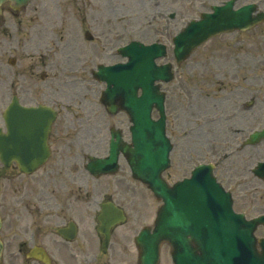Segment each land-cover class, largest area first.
I'll return each mask as SVG.
<instances>
[{
    "label": "rangeland",
    "instance_id": "374dc122",
    "mask_svg": "<svg viewBox=\"0 0 264 264\" xmlns=\"http://www.w3.org/2000/svg\"><path fill=\"white\" fill-rule=\"evenodd\" d=\"M223 1L108 0V3L101 4L99 0H91L90 6L79 7L75 0H33V13L31 10V14H23L25 22L20 23L19 17H13L14 22L0 20V114L13 93H17L25 104L41 102L52 105L53 101H59L62 112L59 120L65 121L71 133L75 134V143L82 144L84 139L89 141L93 137L97 140V145L92 147H96L93 153L105 155L108 152L110 126L122 128L125 139L129 140L130 122L124 111L116 115L108 114L101 103L100 96L106 83L93 77L92 72L97 64L123 60L116 49L132 39L145 43H166L168 56L158 61L173 60L172 37L190 19L198 17L212 4ZM251 1H258L260 10H264V0H238L237 6ZM170 13H175V17L171 18ZM86 31L93 35V40L85 38ZM245 38L249 39L246 41ZM238 39L247 43L253 39L254 43L247 46L246 53L238 54L235 61L230 50H234L232 42ZM108 40L113 44H108ZM49 41L55 43L53 47H50ZM210 43L197 49L181 68L182 71L195 67L189 69L195 70L197 75L195 79H190L179 87L187 92L186 96L180 97V107H186L191 118L181 114V110L178 115H174L175 86L172 82L164 84V89L168 92L167 132L174 145L171 168L165 172L170 182L185 174L181 157L188 145L196 147L195 162L199 159L215 161L226 150L232 151L230 156H223L227 159L226 163L230 162L229 172L232 174L238 172L241 175L258 159L264 158V149L253 148L251 154L248 149L240 151L238 148L254 128L264 126V116L250 120L242 119L238 114L232 116L233 112L241 111V101H250L253 95L257 103L255 102L251 111L264 114L261 109L264 107V22L247 31L218 36ZM110 49L114 52L113 57L109 53ZM10 58L17 60L14 65L9 63ZM244 58H248L256 66L254 71L258 81L252 86L257 87V91L255 88L251 90V71L246 69L240 68L237 71L238 80L232 79L230 72L223 82L202 74L207 69L204 68L207 64L230 63L236 66ZM45 63H49L48 67ZM34 65L37 67L33 70ZM42 75L45 80L41 78ZM233 87H239L237 93L231 92ZM220 99H223L221 109V103L217 102ZM157 115L154 112V116ZM59 126L58 124V128ZM239 128L245 129L244 132L238 134ZM67 143L72 141L68 140ZM120 163L121 168L117 173L100 177L90 176L83 167L77 170V175L82 179L83 192L82 199L79 200L80 212L68 206L69 200L62 199L63 190L59 180L57 185L51 187V191L53 187L57 188L58 199L53 198L57 206L53 207L60 213L52 221L50 235L53 234L52 237L57 242L51 239L48 245L53 251L63 243L56 228L64 221L61 208L66 202L65 212L68 217L75 216L74 219L80 223L79 238L82 245L79 247L84 258L93 254L97 256L96 264H138L135 236L144 226H153L161 202L145 185L131 176V170L123 157ZM191 167L192 164L188 170ZM246 183L249 191L238 197V208L253 217L264 212V184ZM15 197L11 180H0V209L8 210ZM106 197H111L122 205L128 218L116 229L108 254L102 255L100 240L93 225L96 226L95 211H99L100 203ZM3 203L5 205L1 207ZM257 234L264 235V228H260ZM77 243L78 241L71 244L74 247L65 248L63 256L66 261L73 260L70 250L75 251ZM14 251L16 248L7 245L1 264H13L11 260ZM19 258L23 261L21 256ZM159 264H173L169 244L162 246Z\"/></svg>",
    "mask_w": 264,
    "mask_h": 264
},
{
    "label": "water",
    "instance_id": "95a60500",
    "mask_svg": "<svg viewBox=\"0 0 264 264\" xmlns=\"http://www.w3.org/2000/svg\"><path fill=\"white\" fill-rule=\"evenodd\" d=\"M16 1L21 4L28 0ZM233 4L230 0L223 6H213L212 13H203L200 20H192L174 38V53L179 63L211 35L248 29L264 20V12L253 14L257 7L254 3L238 9ZM121 53L128 56V62L100 65L95 74L107 82L102 101L108 111L116 113L120 108L128 112L133 123L132 143L124 142L121 131L111 128L110 154L105 158L90 157L87 168L96 176L115 172L121 150L133 176L163 200L153 231L146 227L136 237L139 264H158L160 247L165 241L173 246L175 264H264V238L254 234L258 225L264 224V215L246 220L243 214H234L229 194L216 183L212 164L199 165L192 178L176 186L171 187L162 177V172L170 166L172 149L165 128L166 94L157 83L173 77L171 63H156L157 57L166 55L165 45L132 41ZM116 100L120 101L119 107L114 103ZM154 107L160 112L159 119L152 118ZM14 112L18 115L13 116ZM55 115L56 111L45 105L23 106L14 96L4 114L8 131L4 133L0 128L2 160L9 164L16 158L25 172L36 169L41 164V159L33 157L39 153L37 148L49 154L46 139ZM262 138L264 130L256 131L247 142L256 143ZM261 169L264 173V166ZM98 219L101 222L98 230L105 234V251L112 226L124 221L125 216L114 203L105 202ZM59 232L68 239L75 236L72 227L61 228ZM2 248L0 240V257Z\"/></svg>",
    "mask_w": 264,
    "mask_h": 264
},
{
    "label": "flooded vegetation",
    "instance_id": "af4514ba",
    "mask_svg": "<svg viewBox=\"0 0 264 264\" xmlns=\"http://www.w3.org/2000/svg\"><path fill=\"white\" fill-rule=\"evenodd\" d=\"M33 1V0H32ZM101 4L108 3V0H99ZM76 4L79 7H88L91 5V0H75ZM32 2L26 4L24 6L18 7L15 2L10 0H6L2 5V12L0 14V20L5 22H14L13 17H19V22H25V18L23 14H31V10L33 13ZM97 18V17H95ZM91 19V18H90ZM99 20V19H95ZM249 38H245L247 41ZM210 39L208 43L211 42ZM101 43V42H100ZM253 39L247 43L243 41V39H238L237 41L232 42V46L234 50H230L233 52L231 54L232 58L237 61V55L246 53L248 50L247 46L249 44L253 45ZM50 47H53L55 43L49 41L48 43ZM52 44V46H51ZM108 44H113L112 41L108 40ZM212 44V43H210ZM105 49L106 46L104 45ZM113 48V47H112ZM111 48V49H112ZM110 55L113 57L114 53L111 52ZM238 50V51H237ZM211 50H208L210 52ZM209 54V53H208ZM236 64H221V63H210L204 66L207 67L206 70L202 73L204 77L219 79L222 82L226 79L228 73H232V79L238 80L236 77L237 71L242 68L247 71H251L250 74V84L251 90L255 88L252 86L254 82L257 83L258 76L255 73V65L249 62L248 58H244ZM51 63V62H50ZM49 63H45V66L48 67ZM235 66V67H234ZM37 65L33 66L34 68ZM195 68V67H189ZM186 68V70L177 69L175 71V77L173 80L174 92V115L179 114V110H181V114H184L186 117L189 116L186 107H180V97L181 95L186 96L187 92L184 89H179L181 84L187 83L190 79L196 78V71ZM254 71V72H253ZM200 76V75H199ZM243 78L246 77L243 76ZM45 80V77H44ZM239 87L231 88V92L237 93ZM257 91V87L255 88ZM192 100L191 97L188 98ZM54 108L58 110L57 118L53 124V130L48 138V145L51 149V154L48 160L34 173L26 174L20 170V165L17 161L13 160L9 165H5L4 162L0 159V180L2 179H10L11 180V189L16 196L11 201L12 206L6 210L2 211V228H1V237L4 242V246L11 245L16 248V251L13 252L12 263L17 264H43L37 258H35L34 254H38L41 252H48L50 257L52 258L53 264H96L97 256L93 254H88L83 257V252L80 250L78 246L76 250H70V254H73V260L66 261L63 256V252L65 248H67L66 243H71V241H64L63 244H59L57 248H54L56 251H49L48 245L51 239L55 242L54 238L50 235L52 229V221L54 220V216H58L60 213L56 212V209L53 206H57V202L54 199H58L56 196V187H53L51 191V187L57 185V180H59L60 187L62 188V199L69 200L68 206H72L74 210L80 211V202L82 199V179L77 175V170L80 167L85 168L86 163L88 162L89 156L94 154L92 147L97 145V140L95 138H90L89 141L83 140V143H75V134L71 133V129L67 126L65 121L59 120L60 114L62 113L59 108V101H53ZM217 102L221 103L219 109L222 108L223 99L218 100ZM256 99L253 95L250 101H241L240 112H233L232 116H236L237 114L241 116L242 119L250 120L257 119L259 116H264V114L253 113L251 111L254 108ZM257 103V102H256ZM48 104V103H47ZM245 107V108H244ZM264 110V107L261 108ZM250 111V112H249ZM258 112V111H257ZM264 113V112H263ZM230 116V117H232ZM189 118H191L189 116ZM1 123L0 125H4L2 112L0 114ZM58 124L60 125L58 128ZM262 128V127H261ZM260 128H254L248 135V137L243 140L241 145L238 147L240 151H244L248 149L249 153L252 154L254 151L253 148L264 149V140L255 145L247 144V141L250 135ZM245 129H237L238 134L244 132ZM72 141V143H67V141ZM195 146H187L186 152L182 155L181 165L185 166V174L178 177L172 183H175L178 180H181L191 174L192 169L196 164L201 162H208L204 159L198 162H195ZM232 151H225L220 156L219 160H216V169L215 173L217 175L218 181L223 185V187L231 192L232 201L234 208L237 211H240L238 208V197L246 191H249V186L247 183H261L264 184V178H260L256 173V164L258 161L250 166L247 171L242 172L241 175L236 173H230V162H227V159L223 156H230ZM40 158V155H38ZM197 158V157H196ZM224 158V159H223ZM264 159V158H263ZM262 160V159H261ZM229 163V164H228ZM192 164V167L188 170V167ZM51 167L53 169H51ZM252 167V168H251ZM7 171H11V174H8ZM56 174L58 176H56ZM54 198V199H53ZM53 203V204H52ZM5 203L1 207H3ZM67 203L64 202V206L61 208V211L64 212L63 216L66 217L67 212L66 206ZM246 216L247 212L243 211ZM71 220V218L67 221V223ZM115 230L112 232L110 245L115 237ZM79 231V230H78ZM99 240H103V236H99ZM48 246V247H47ZM37 247L39 251L35 252L32 255H29L31 249ZM110 247V246H109ZM42 250V251H41ZM80 255L79 258H77ZM23 258V261L20 260L19 257ZM77 259V261H76Z\"/></svg>",
    "mask_w": 264,
    "mask_h": 264
}]
</instances>
